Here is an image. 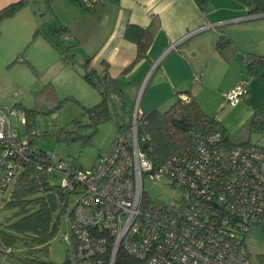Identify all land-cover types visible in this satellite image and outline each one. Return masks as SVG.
<instances>
[{
    "label": "built area",
    "instance_id": "built-area-1",
    "mask_svg": "<svg viewBox=\"0 0 264 264\" xmlns=\"http://www.w3.org/2000/svg\"><path fill=\"white\" fill-rule=\"evenodd\" d=\"M77 1L90 9L106 0ZM62 38L72 35L64 31ZM247 94L248 81L242 78L224 94V107ZM179 98L190 100L186 93ZM142 114L135 105L128 127L116 131L108 151L90 167L46 153L45 171H62L61 187L76 196L60 234L68 244L62 264H115L119 251L129 258L123 264H253L244 239L253 225L264 229V147L226 148L215 127L167 158L153 160ZM12 118L26 122L24 111L0 105V200L9 197L37 151L34 132L20 131ZM146 181L180 188L181 195L154 203ZM10 255L11 249L0 245V264H14Z\"/></svg>",
    "mask_w": 264,
    "mask_h": 264
},
{
    "label": "crops",
    "instance_id": "crops-1",
    "mask_svg": "<svg viewBox=\"0 0 264 264\" xmlns=\"http://www.w3.org/2000/svg\"><path fill=\"white\" fill-rule=\"evenodd\" d=\"M16 1L0 0V9ZM49 9L56 21L51 29L48 18H39L31 2L1 23L0 81L3 77L16 80L15 69L27 61L37 67L56 62L47 35L52 30L56 39L67 41L68 53L73 52L74 58L79 55L83 69L90 59L87 70L95 71L96 79L107 71L111 80L106 85L113 89L114 100L142 87L139 107L143 113L164 111L187 93L227 129L225 116L235 112L240 125L255 107L262 108L258 101L264 95V83L246 75L243 56L264 54V16L248 14L247 7L236 0H207L205 9L196 0H107L90 9L77 0H52ZM127 24L155 30L146 55L135 63L137 45L124 35ZM64 31L72 38L63 39ZM220 31L240 49L228 61L215 48ZM21 71L20 77L25 75ZM80 75L76 71V84ZM242 78L248 81L246 99L224 107V94ZM129 101L131 109L134 101ZM7 102L0 94V105L9 106ZM120 107L126 110L128 103L116 109Z\"/></svg>",
    "mask_w": 264,
    "mask_h": 264
},
{
    "label": "trees",
    "instance_id": "trees-1",
    "mask_svg": "<svg viewBox=\"0 0 264 264\" xmlns=\"http://www.w3.org/2000/svg\"><path fill=\"white\" fill-rule=\"evenodd\" d=\"M196 1L202 9H205L207 0ZM236 1L246 6L250 15L264 14V0ZM29 2L30 0H19L1 8L0 25L5 19L14 16ZM37 32L38 30L34 33V36ZM154 33V28L148 27L144 29L133 24H127L124 35L137 45L134 63L146 55ZM215 48L227 61L240 51L235 42L222 31L218 32ZM243 59L246 75L255 77L264 83V54L245 53ZM89 62L90 59L88 58L84 65L85 69L82 77L100 92L102 99L85 110L93 119L92 124L96 125V123L108 118V98L113 89L106 85V81L111 80L106 70H104L103 76L100 75L94 80L96 72L87 70ZM26 64L34 70L33 65L29 61ZM111 99L114 107L117 105L125 107L126 102L121 94L118 96L117 101H114L115 98L113 96ZM9 107L24 110L26 122L24 129H19L25 133L34 132L31 138L34 142L37 136L35 129H33L34 124L32 121V115L37 111L35 107L28 109L19 105L18 102ZM132 110L133 108L125 110L128 118L118 125L117 130L128 127ZM142 117L141 130L150 135L160 154V157L153 156L152 152L153 160L167 158L180 148L200 140L215 127L220 129L222 143L226 148L250 144L249 135L254 131L264 130V113L259 109L253 110L238 131L231 134L228 133L227 129L220 124V121L214 115L205 113L194 99L190 98L188 102H184L180 100L179 96L168 109L164 111L153 109L149 113H143ZM60 132L62 134L58 136L62 139H73L82 136L78 134L79 131H76V136H73L74 131L69 129H62ZM48 162L46 152L37 149L16 178L8 197L9 200L4 206L17 210V212L14 215L15 220L8 224L12 234L0 231V245L4 248H10L9 246L14 241L19 240L26 253L22 259V264H52L46 259L36 256L30 259L27 254L33 252L47 254V244L58 232L62 215L65 214L70 204L71 193L63 189L61 185H53L48 182L49 173L45 171ZM39 164L43 166L38 168ZM124 262H129V258L127 259L123 251H119L115 264H123Z\"/></svg>",
    "mask_w": 264,
    "mask_h": 264
},
{
    "label": "rangeland",
    "instance_id": "rangeland-1",
    "mask_svg": "<svg viewBox=\"0 0 264 264\" xmlns=\"http://www.w3.org/2000/svg\"><path fill=\"white\" fill-rule=\"evenodd\" d=\"M30 2L37 9L39 18H48L47 25L51 29V25L56 23L55 17L49 9L50 4L52 6V0H30ZM47 35L50 43L54 46L53 54L57 56L56 62L48 65L42 64L38 67L32 63L34 70L27 64L23 67H17L14 73L16 80H10L7 77L1 78L0 94L8 101L7 105L9 106L18 102L22 107L28 109L35 107L37 110L32 115L33 129L37 133L34 141L36 149L71 160L76 166L90 167L96 161L99 153L108 151L118 125L128 117L123 107L120 109L114 107L110 95L108 98V118L96 123V125L92 124L93 119L85 109L101 101L100 92L83 79L84 69L82 65L78 64L79 55L76 54V58H74L73 52H67L68 48H65L67 41L56 39L55 32L52 30L48 31ZM33 46L30 44V48ZM30 48H24V50L27 49V52H30ZM20 56L22 55L20 54ZM68 63H71L72 66H69ZM22 69L25 70V75L20 77L19 74L22 73ZM76 71L81 74L80 77L82 78L78 79L79 84H76ZM141 92L142 87L138 89V92L127 91L128 94L123 96L124 101L128 103V109L130 108L128 99H132L134 101L133 107L138 105L139 111H141L139 107ZM258 103L259 107L262 108L255 107L254 110L259 109L264 113V95L260 97ZM235 119V112L225 116L224 125L227 126V129L229 128L228 133H236L242 126V124L237 125ZM11 122L13 125H18L20 129H24V125L14 118L11 119ZM62 129L73 130V136H76V131H79L78 134L82 136L62 139L58 136L62 134L60 132ZM248 139L251 143L264 146V130L252 132ZM152 152L153 156L160 157L155 145ZM47 178L50 184L62 185L64 173L54 169ZM144 189L154 203H170L172 199H178L181 195L180 188L163 182L146 181ZM71 198L75 200L76 196L73 195ZM8 200V197L5 200H0V231L11 235L12 232L9 230L8 224L15 220L14 215L17 210L4 207ZM65 217L63 214L58 232L47 244V254L29 253L27 256L30 259L36 256L44 258L52 264H62L65 261L68 244L66 240L60 237V234L66 230ZM244 242L251 263L264 264V229L253 225L245 235ZM9 247L11 255L7 259L14 264H22V259L26 253L21 242L16 240Z\"/></svg>",
    "mask_w": 264,
    "mask_h": 264
},
{
    "label": "water",
    "instance_id": "water-1",
    "mask_svg": "<svg viewBox=\"0 0 264 264\" xmlns=\"http://www.w3.org/2000/svg\"><path fill=\"white\" fill-rule=\"evenodd\" d=\"M258 16H264V14H259V15H256V17H258Z\"/></svg>",
    "mask_w": 264,
    "mask_h": 264
}]
</instances>
